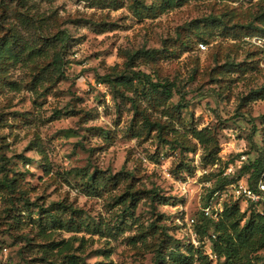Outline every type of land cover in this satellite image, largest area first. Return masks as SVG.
Segmentation results:
<instances>
[{
    "label": "rangeland",
    "instance_id": "1",
    "mask_svg": "<svg viewBox=\"0 0 264 264\" xmlns=\"http://www.w3.org/2000/svg\"><path fill=\"white\" fill-rule=\"evenodd\" d=\"M139 1L155 9L0 0V38L24 50L0 59V264H48L61 256L45 246L61 240L82 264H217L187 219L198 224L211 191L264 161V0H186L163 11ZM150 49L165 52L133 68L178 90L166 101L139 85L114 97L101 78L126 73L127 55ZM134 96L151 122L168 125L160 135L134 113ZM192 129L210 131L217 151ZM72 168L95 174L97 188ZM225 188L221 201L248 210Z\"/></svg>",
    "mask_w": 264,
    "mask_h": 264
},
{
    "label": "trees",
    "instance_id": "2",
    "mask_svg": "<svg viewBox=\"0 0 264 264\" xmlns=\"http://www.w3.org/2000/svg\"><path fill=\"white\" fill-rule=\"evenodd\" d=\"M134 1L137 3V6L134 7V10L136 9L134 12L137 15H141L140 11L137 10L138 4L148 12L155 9L153 5H145L139 0ZM156 1L159 2L158 8H161L160 11H163L170 7L179 6L186 0ZM14 41L15 40L8 41L5 37L0 38V47H3L2 50L0 49V59L4 56H7L8 59H16L20 56L22 51H24L19 49L15 51L13 46L17 43H14ZM164 52L163 49H150L139 50L134 54H129L127 55V62L131 63L128 65L126 73L105 74L101 80L103 83L107 84L114 97H126L124 94L125 92L135 91L136 85H139L140 91L145 94V97L148 99H151V97L155 95L162 98L164 101L169 100L172 97L174 88L176 91L178 90L175 83L168 79L154 81L148 74L135 70L132 63V60L138 57L153 60L157 56L163 55ZM6 53H9L10 55H6ZM54 61L57 64V67L60 68L62 65L60 58L56 57ZM261 90H264V86ZM135 94L136 93H134V95ZM262 96L264 97V93ZM127 98H129L132 103L134 113L140 114L143 117V122L146 128H154L157 134L160 135L162 130L168 127L167 124L151 122L147 114L139 109L135 96ZM182 107H184L183 103L179 102L177 109L180 110ZM190 134L192 138L202 145L204 149L208 150L209 153L216 150V139L207 129H192ZM162 140L166 141V139ZM69 173L83 175L90 182V186L94 189L97 188L96 185H94L97 176H95V174H89L87 169L72 168L69 170ZM262 175L264 179V161L257 159L252 163L243 164L239 168L235 177H232L231 179L225 178L217 188H221L220 190H222L226 185L236 182L245 176L247 183L251 187H254ZM116 176L117 175L114 177ZM217 191H215V189L214 191H211L203 205H205L213 193ZM130 201V204L133 205L134 202H137L133 195L130 196ZM67 207L70 208L71 212H74L75 209H72L69 206ZM249 208L248 210L242 211L236 202L223 201V207L217 219L207 217L201 211V220L198 224L195 223V231L199 237L202 238L203 236H206L209 239L210 249L216 257L217 264H259L262 260L260 252L264 250V213L261 214L255 208H252V205H250ZM48 218L53 224H56L54 227L58 225L61 226V221L57 217L50 215ZM212 235L214 237H212ZM72 248L70 240L51 241L45 246L43 252L50 253L56 251V254L61 256L59 259H50L47 261L48 264H82L78 255L70 253ZM190 248L192 247L190 246ZM169 255L170 258L175 261H178L181 258L173 251L170 252Z\"/></svg>",
    "mask_w": 264,
    "mask_h": 264
},
{
    "label": "built area",
    "instance_id": "3",
    "mask_svg": "<svg viewBox=\"0 0 264 264\" xmlns=\"http://www.w3.org/2000/svg\"><path fill=\"white\" fill-rule=\"evenodd\" d=\"M241 159H244V156L240 157ZM203 172H206L203 170ZM231 170L228 169L225 174L230 173ZM169 175V174H168ZM225 190H229V194L233 196L235 199H241L245 202L246 206L247 205H252L258 212L261 214L264 213V179L263 175L258 179L256 182V185L254 187H251L246 180L239 179L236 182L230 183L229 185L226 186ZM226 195L224 194V191L219 193V192H214L213 195L208 199L205 205L201 208V211L203 214L207 217H210L212 219H217L219 216V213L222 210L223 207V201H221ZM214 197L218 198L219 200L214 202ZM187 224L189 227H192L195 225V220L194 218L187 219ZM190 234L192 237V240L194 244H197L195 242V239H197V233L193 229H190ZM212 237H214L212 235ZM207 241L209 242V239L206 237ZM210 243V242H209ZM209 256L212 258H216L215 255L211 252Z\"/></svg>",
    "mask_w": 264,
    "mask_h": 264
}]
</instances>
